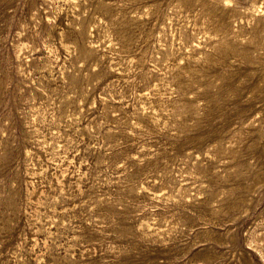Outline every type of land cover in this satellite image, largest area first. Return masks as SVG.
<instances>
[{"label":"rangeland","instance_id":"1","mask_svg":"<svg viewBox=\"0 0 264 264\" xmlns=\"http://www.w3.org/2000/svg\"><path fill=\"white\" fill-rule=\"evenodd\" d=\"M0 264H264V0H0Z\"/></svg>","mask_w":264,"mask_h":264}]
</instances>
